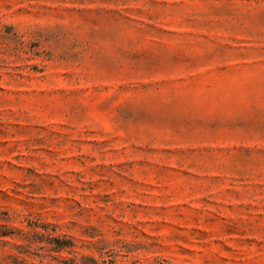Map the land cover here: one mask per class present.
<instances>
[{
	"label": "rangeland",
	"instance_id": "obj_1",
	"mask_svg": "<svg viewBox=\"0 0 264 264\" xmlns=\"http://www.w3.org/2000/svg\"><path fill=\"white\" fill-rule=\"evenodd\" d=\"M0 264H264V0H0Z\"/></svg>",
	"mask_w": 264,
	"mask_h": 264
}]
</instances>
